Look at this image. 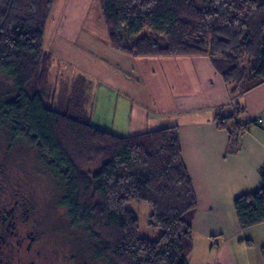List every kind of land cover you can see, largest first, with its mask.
<instances>
[{
    "label": "trees",
    "instance_id": "trees-1",
    "mask_svg": "<svg viewBox=\"0 0 264 264\" xmlns=\"http://www.w3.org/2000/svg\"><path fill=\"white\" fill-rule=\"evenodd\" d=\"M96 1L114 51L132 58L207 56L234 101L264 83V0ZM55 2L0 0V78L12 81L15 90L0 101V121L61 179L60 206L71 227L87 236L96 260L189 264L198 201L178 128L134 136L101 129L87 108L91 88L84 87L91 80L81 89L70 75L75 84L68 104L49 99L55 62L44 41ZM244 114L236 103L216 120L230 136L232 153L249 125L258 123L242 122ZM260 178L259 190L234 201L243 229L264 224V167ZM131 202L151 207V225L161 230L157 240L140 237Z\"/></svg>",
    "mask_w": 264,
    "mask_h": 264
},
{
    "label": "crops",
    "instance_id": "crops-1",
    "mask_svg": "<svg viewBox=\"0 0 264 264\" xmlns=\"http://www.w3.org/2000/svg\"><path fill=\"white\" fill-rule=\"evenodd\" d=\"M110 52L106 66L94 67L96 77L101 88L123 99L127 115L104 128L120 136L178 128L198 201L189 264H264V224L241 228L234 203L262 186L264 83L234 101L207 56L132 58ZM236 103L244 108L242 122L258 123L249 125L239 137L238 152L232 153L230 136L216 120L220 113H232Z\"/></svg>",
    "mask_w": 264,
    "mask_h": 264
},
{
    "label": "rangeland",
    "instance_id": "rangeland-1",
    "mask_svg": "<svg viewBox=\"0 0 264 264\" xmlns=\"http://www.w3.org/2000/svg\"><path fill=\"white\" fill-rule=\"evenodd\" d=\"M48 21L45 50L53 54L55 62L46 87L49 99H57L58 104L65 106L68 104L73 89L71 86L75 84L72 82L74 79L71 81L68 75L75 77L81 89V84L85 85L86 80H91V85L84 88H91L90 93L86 91L85 96L88 98L89 111L93 113L94 106L96 108L93 122L99 128L105 129L104 127L114 126L119 119H125V102L115 91L101 88V82L96 77L97 70L94 69L106 66V56L112 50L107 41V32L97 1L56 0L53 15ZM14 93L13 82L1 77L0 101L10 98ZM114 105H118L117 117H114ZM61 184V179L55 177L45 166L37 150L26 141L13 140L7 124L1 120L0 193L29 201L43 235L42 262L102 264V261L96 260L91 254V243L87 236L71 227L66 210L60 206L63 193ZM128 207L136 213L140 221V237L157 240L161 230L151 225V207L136 202L129 203Z\"/></svg>",
    "mask_w": 264,
    "mask_h": 264
},
{
    "label": "flooded vegetation",
    "instance_id": "flooded-vegetation-1",
    "mask_svg": "<svg viewBox=\"0 0 264 264\" xmlns=\"http://www.w3.org/2000/svg\"><path fill=\"white\" fill-rule=\"evenodd\" d=\"M42 244L29 201L0 193V264H44Z\"/></svg>",
    "mask_w": 264,
    "mask_h": 264
}]
</instances>
